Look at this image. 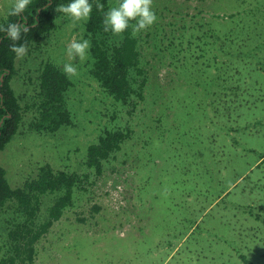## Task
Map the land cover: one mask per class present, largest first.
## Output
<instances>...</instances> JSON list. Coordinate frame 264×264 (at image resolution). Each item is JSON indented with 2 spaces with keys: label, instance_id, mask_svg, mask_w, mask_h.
Instances as JSON below:
<instances>
[{
  "label": "rangeland",
  "instance_id": "obj_1",
  "mask_svg": "<svg viewBox=\"0 0 264 264\" xmlns=\"http://www.w3.org/2000/svg\"><path fill=\"white\" fill-rule=\"evenodd\" d=\"M13 2L0 0V24ZM153 8L157 23L138 33L150 75L146 102L131 115L90 74L89 56L67 55L74 38H86L88 19L63 15L49 39L16 60L11 85L23 106L34 101L43 63L78 68L66 97L74 126L31 131L28 112L0 152L13 189L45 165L83 176L75 205L36 245L35 264H247L244 253L249 264H264V165L256 166L264 131L242 128L264 104L216 111L225 99L213 95L217 83L232 80L221 46L248 58L264 50V0H153ZM255 68L240 76L251 90L264 86V70ZM121 125L132 140L97 176L85 166L88 148ZM13 217L8 208L0 218V264Z\"/></svg>",
  "mask_w": 264,
  "mask_h": 264
},
{
  "label": "trees",
  "instance_id": "obj_2",
  "mask_svg": "<svg viewBox=\"0 0 264 264\" xmlns=\"http://www.w3.org/2000/svg\"><path fill=\"white\" fill-rule=\"evenodd\" d=\"M67 3L69 0H32L25 13L20 17L8 15L0 27H6L12 22L26 24L29 31L24 34L20 43H27L30 50L40 46L42 40L50 38L57 28V20L63 16L56 8L59 4ZM91 3L93 12L86 22V38L90 39L92 45L89 54L90 74L103 92L121 103L127 114L131 115L137 111L140 103L146 102L150 80L149 72L144 69L141 38L138 34L133 35L131 28L122 35L104 30L105 14L110 8L117 6L118 0H91ZM11 44L7 33L0 31V152L18 134L28 112L34 117L30 123L31 131L56 133L64 126H74L66 98L73 83L52 62L43 63L39 69L34 101L29 103L30 106H23V97L17 96L11 85L16 75L17 60L11 52ZM220 48L219 51L229 58L224 63L232 61L229 77L232 80L230 85L223 80L220 84L217 83L213 95L225 100L223 104L214 103V106L216 111L225 107L224 110L229 109V113L237 112V106L242 107L245 101L247 104L249 102V99L240 95L245 89L244 85L248 86L249 79L245 75L243 81L240 76L246 67L254 66L258 70L260 57L256 51L259 49L254 48V58H248L247 51L241 53L239 50L235 53L224 51L223 46ZM230 59L232 60L229 61ZM217 76L218 79L222 78V74ZM232 121L239 123L238 119ZM130 128L121 125L104 131L98 142L88 148L85 166L101 176L106 163L112 161L132 140L133 131ZM236 129L239 130H232ZM82 178L77 173L55 170L50 165H45L40 168L36 178L25 181L21 188L13 189L6 178L5 169L0 165V218L8 208L14 215L7 230L6 260L2 264H35L36 245L61 220L65 211L75 205V194L77 190L83 189ZM48 199L52 203L43 214Z\"/></svg>",
  "mask_w": 264,
  "mask_h": 264
},
{
  "label": "clouds",
  "instance_id": "obj_3",
  "mask_svg": "<svg viewBox=\"0 0 264 264\" xmlns=\"http://www.w3.org/2000/svg\"><path fill=\"white\" fill-rule=\"evenodd\" d=\"M32 0H14L7 9L11 17H20L31 5ZM99 7V6H98ZM58 13L76 23L90 18L93 12L91 0H69L67 4H59L56 8ZM158 21V16L153 8V0H118L115 7L110 8L104 17V30L114 35H122L130 28L132 34H138L148 30ZM0 31L7 33V39L12 41L11 52L16 58L23 59L28 54V45L20 43L24 34L29 31L26 24L8 23L6 27H0ZM90 39L81 37L73 39L68 45L67 55L73 59L79 58L84 61L90 54ZM62 71L69 79L78 76V68L74 63H64Z\"/></svg>",
  "mask_w": 264,
  "mask_h": 264
},
{
  "label": "crops",
  "instance_id": "obj_4",
  "mask_svg": "<svg viewBox=\"0 0 264 264\" xmlns=\"http://www.w3.org/2000/svg\"><path fill=\"white\" fill-rule=\"evenodd\" d=\"M264 51V50H263ZM257 50V55H259L260 57H264V52ZM257 69L262 72L264 70V59L263 60H259L258 64H257ZM264 74V71L262 72ZM248 87V89H247ZM244 90L241 92V96L244 99H249L250 101L247 104V101H245V106L247 107V109H249V106L251 104V107L256 108V106H262L264 104V86L260 85L259 83H256V86H254V90H251L249 86H247V84L244 85ZM239 120V123H236L237 128H241L240 126V117L238 116L237 118H235V120ZM249 121L244 123L242 125L243 130H245L246 132H251V130L253 129H257L259 130H263L264 131V107L262 108V112L259 115V117H254L253 119H248ZM238 129H236L233 132H237ZM264 165V150L261 151V156L257 162V168H260L261 166ZM258 221H260V214L258 215ZM248 249V248H247ZM246 249V250H247ZM247 254V253H246ZM243 258H245V262L247 264H249V259L247 258V255L242 256Z\"/></svg>",
  "mask_w": 264,
  "mask_h": 264
}]
</instances>
